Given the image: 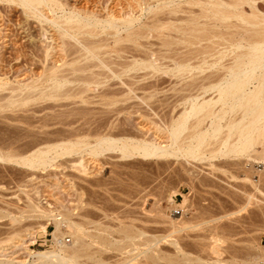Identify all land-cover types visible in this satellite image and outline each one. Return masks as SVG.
<instances>
[{
	"label": "rangeland",
	"instance_id": "1",
	"mask_svg": "<svg viewBox=\"0 0 264 264\" xmlns=\"http://www.w3.org/2000/svg\"><path fill=\"white\" fill-rule=\"evenodd\" d=\"M126 1L65 0L68 3L66 6L69 7L68 11L76 8L77 13L80 10V13L89 11L88 13L92 14L93 12L90 11L95 9L94 13L98 10L102 11L98 13L101 16L113 8L118 10L120 3L136 4L135 0ZM104 6L106 9H101ZM110 6L112 9L108 10ZM7 9L6 6L0 8V14H3V17H0L15 22L14 24L19 26L15 25L16 28L26 29H19L20 32L26 31L25 34L6 35V38L9 37L6 39L7 43L4 41L5 43L1 44L6 59L5 64L10 63L12 68L16 67L10 72L9 67L6 68L10 77L21 73L19 71L23 69L25 61H31L28 65L34 61L33 74L41 73V64L38 61L44 48L42 46H45L46 42L40 38L42 31L37 26L39 23L36 20L28 22L22 11L18 9H10V7ZM136 9L140 11L137 6ZM143 20H147L146 16ZM52 33L57 38L54 30ZM58 40L61 39L58 38L56 41ZM52 42L55 44V40ZM56 43L62 45L60 41ZM22 45L26 47L23 48L25 54L21 52L24 56L27 54L25 57L19 50ZM60 52L62 48L58 49L59 54ZM116 59L118 61L120 58H113L115 61ZM119 62H122V59ZM112 66L113 70H119L116 64H111ZM114 66H117V69ZM104 69L108 70V68ZM104 69H94L98 73L102 70V77L97 78L98 81L95 79L98 85L93 83L95 86L92 85L82 97L66 100L41 97L42 99L37 98L26 103L28 105H13L1 109L0 152L25 156L35 150V147L38 149L68 139L77 140L78 137L84 138L85 142L91 144L93 142L95 144L101 136L115 139L121 137V140L132 141L134 139L150 141L156 137L155 139H161L159 142L163 141V144H167L165 137L168 138V133L164 130L172 120V113L176 115L181 109L173 110L179 104L178 101L176 102L178 98L175 92L171 90L177 82L175 77L171 78L167 73L157 74L152 69H145L147 71L142 69L140 72L128 71L123 75L127 84L122 86L121 79L113 77L109 70L107 72ZM4 71L1 70L0 73ZM140 74H143V77ZM136 75L138 78L135 77ZM22 77L19 75L17 78L20 80ZM130 88L133 90L130 91ZM181 94L178 96L182 97ZM86 98L91 100L83 102ZM216 141L215 148H218V140ZM213 145L211 146L214 147ZM81 152L57 157L54 163L44 168H29L0 161V256L1 254L3 256L5 251L4 256L0 258L5 259L8 252V256L10 255L12 259L10 256H7V259L27 260V264H40L34 260L36 258L28 256L26 249L35 251L55 249L52 235L54 224H49L46 232H42L39 228L48 222L47 215L53 213L58 215L67 211L74 221L82 224L84 231L78 234L84 243L85 241L88 245L90 243L79 258L80 264H141L142 262L153 264L154 260L150 259L152 255L158 258L156 264L173 262L175 264L180 259L182 260L176 264L181 262L247 264L259 261L260 264H264V193L258 192L249 199L251 193L255 194V189L248 182L241 180L243 176L240 175L245 171L239 165L241 162L238 164L232 161L221 162L218 167L222 168L214 170L207 164H204L205 166L191 164L186 159L175 156L147 159L138 156L121 158L118 151H106L98 157H93L87 154V150ZM55 154V152L51 153L50 157L57 156ZM80 154L86 161L84 170L75 163ZM258 164L260 168L264 167V163ZM233 175H239L240 178H233ZM262 178L264 179V176ZM262 183L260 185L264 190V182ZM33 203L38 207L41 206L46 215L38 211L33 213L30 207ZM66 233L64 235L66 244L73 247L75 237ZM97 236L107 237L110 245L99 242ZM32 237L33 240L35 238L33 243H31ZM178 243L182 247L180 252ZM184 254H187L189 260L184 258Z\"/></svg>",
	"mask_w": 264,
	"mask_h": 264
},
{
	"label": "bare ground",
	"instance_id": "2",
	"mask_svg": "<svg viewBox=\"0 0 264 264\" xmlns=\"http://www.w3.org/2000/svg\"><path fill=\"white\" fill-rule=\"evenodd\" d=\"M66 2L65 0H0V8L6 6L8 9L9 7L18 9L22 11L28 22L36 20L39 23L37 26L42 31L40 38L46 42V45L42 46L44 48H41L42 55H38L41 73L33 74L34 61L32 64L30 63L31 65H28L31 61H25L23 69L21 68L19 71L21 73H18L23 77L20 80L17 78L19 75H14L18 80L10 77L9 72L16 67L12 68L10 63L5 64L6 59L1 44L7 43L6 39L9 37L6 38V35L25 34L26 31L20 32L19 29H26L16 28L15 22L8 18L7 20L2 19L3 14H0L2 16L0 17V71L5 70L0 73V110L13 105L24 106L41 97L60 100L82 97L90 90L93 83L97 84V78L103 74H101L102 70L99 73L95 72V68H108L113 77L121 79L122 86L127 84L124 82L125 78L123 79L124 73L152 69L157 74L159 72L167 73L171 78L175 77L177 80L171 90L175 92L174 94L178 98L176 102L178 101L180 105L175 103L176 106L173 110L181 109L176 115L172 113V120L164 130L168 133V138L165 137L167 144H163V141L159 142L161 139H155L156 137H152L153 139H149L150 141L148 139L140 141L128 139L131 141L129 142L121 140V137L115 139L100 135V139H97L95 144H93L94 142L91 144L87 140L85 142L84 138L78 137L77 140L68 139L46 147H38V149L35 147V150L25 156L0 152L1 162L16 163L29 168H44L54 163L57 157L86 150L87 154L93 157H98L106 151H118L121 158L138 156L141 159H147L175 156L179 159H186L191 164H207L214 170H218V165L221 162L232 161L237 164L241 162L239 165L245 170L240 175L243 176L241 180L245 183L248 182L255 189V194L251 193L249 199L258 192L264 193L261 187L264 182L262 178L264 167L260 168L258 164L264 163V0H135V5L134 2H127L128 5L120 3L118 10L112 9L110 6L111 8L107 9L112 10H104L106 14L102 16L98 14L102 11L98 10L97 13H94L95 9L90 11L93 12L92 14L86 11L85 13H88L86 15H83L85 14L83 12V14L80 13V10L77 13V9L72 7L70 8L74 10L69 9L70 11H68L69 7H66L68 4ZM135 6L140 9L139 12L136 9L138 12L136 14L134 13ZM101 9H106V6ZM60 12L62 14H59ZM144 16L147 18L146 21L143 20ZM53 30L57 34V38L52 33ZM58 38L61 39L58 41L62 42V45L56 43ZM54 40L56 45L52 42ZM43 41L42 43H44ZM32 43L34 44V42ZM24 47L20 46V53L25 54ZM57 48H62L63 53L59 54ZM102 55H106L107 58ZM114 57H119L122 62H119L120 59L113 60ZM93 60L95 61L91 62ZM111 64H116L119 70L116 68L117 66H114L117 70H113ZM7 67H9V72ZM10 68L12 69L10 70ZM104 70L108 72V70ZM27 75L29 76L27 77ZM140 75L139 77L143 74ZM135 77L138 78L137 75ZM131 89L133 90L130 88V91ZM179 94L182 97H179ZM89 100L91 99L86 98L83 102H89ZM222 135L223 137H221ZM215 140H218V148H215L217 146ZM209 146L211 147L208 148ZM53 152L57 156L50 157ZM85 162L82 154L77 161L75 160L76 165L82 167L83 170ZM232 177L240 178L239 175ZM30 207L33 213L38 211L40 214L46 215L41 206L39 208L33 203ZM47 218L48 222L41 225L39 229L46 232L48 225L54 224L52 235L56 248L38 251L28 248L26 249L28 256L36 258L34 260L40 264H80L79 258L82 256V252L90 245V243L86 244V241L84 243L79 235L84 231L82 224L74 221L70 212L67 211L58 215L54 213L50 216L47 215ZM13 219L12 221L17 220ZM66 230H69L70 232L67 233L75 237V244L73 247L70 246L71 248L66 244L64 236ZM15 233L17 234V232ZM10 237L12 238V236ZM97 237L95 238L99 242L106 244L109 242L107 237ZM128 238L130 237L128 236ZM34 240L32 237L31 243L35 242ZM152 245L154 244L152 243ZM178 249L180 252L181 245ZM7 253L5 259L0 258V264H27V260H11L10 255L11 259H7L9 254ZM142 254L144 253L142 252ZM186 255L184 254V258ZM143 258L145 259V257ZM150 259L154 260L153 264H156V260L158 261V258L153 255ZM186 259L189 260V257ZM180 261L175 262L179 263ZM259 262L247 264H258ZM150 263L152 264V262Z\"/></svg>",
	"mask_w": 264,
	"mask_h": 264
}]
</instances>
